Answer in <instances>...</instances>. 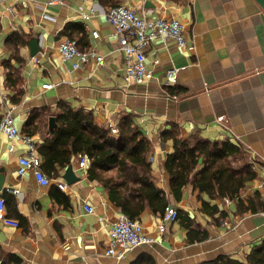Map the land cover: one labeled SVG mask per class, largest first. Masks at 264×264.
<instances>
[{"label": "crops", "instance_id": "0c3cea01", "mask_svg": "<svg viewBox=\"0 0 264 264\" xmlns=\"http://www.w3.org/2000/svg\"><path fill=\"white\" fill-rule=\"evenodd\" d=\"M119 4L136 6L148 18H178L184 25L187 46L162 38L149 44L147 64L154 76L147 83H125V52L104 14L109 7L101 0L53 4L0 0V119L10 107L16 125L26 134L25 123L34 107L49 105L55 110L62 99L92 110L103 125L118 126L131 115L153 143V174L167 192L171 189L165 160L174 141L163 134L174 123L184 137L197 132L211 140H238L257 171L241 198L259 192L264 201V190L256 185L264 175V8L256 0H119ZM16 30L29 35L26 44H18L23 60L19 102L12 100L15 88L7 85V64L20 65L6 42ZM70 34L80 49L95 48L104 62L93 58L74 68L60 50ZM32 38L40 43L34 56ZM172 67L179 68L174 85L166 83ZM47 82L53 84L51 89L42 88ZM29 136L39 154L35 144L42 141L41 134ZM31 152L22 136L10 138L0 132V196L6 200V216L19 220L18 226L0 220V264H130L142 256L152 257L156 264H193L219 253L245 257L264 239V210L238 212L235 199H213L227 211L216 223L200 211L199 191L189 185L183 199L172 197L170 204L196 216L209 230L206 240L188 243L187 229L178 221L161 232L157 225L162 215L148 208L138 220L155 241L132 248L123 258L108 255L110 227L122 211L103 184L78 168L76 156L71 164L78 177L68 184V192L58 186L59 179L66 181L67 167L47 185L38 181L33 169L19 175V157ZM85 202L94 206V212L84 209Z\"/></svg>", "mask_w": 264, "mask_h": 264}, {"label": "trees", "instance_id": "16d2710c", "mask_svg": "<svg viewBox=\"0 0 264 264\" xmlns=\"http://www.w3.org/2000/svg\"><path fill=\"white\" fill-rule=\"evenodd\" d=\"M101 1L108 7L119 4V0ZM28 36L16 30L6 39L13 48L14 57L20 61L18 66L7 64V85L15 88L12 96L14 102L21 100L23 92V60L17 53L18 44H26ZM70 37L75 38L74 35ZM50 116H56L57 121L52 129L49 127ZM117 127L119 133H112L110 125L96 121L92 110L83 106L74 107L62 99L55 110L49 105L34 107L25 123L24 132L28 135L41 134L42 141L35 145L43 159L42 169L50 177L58 176L60 170L72 163L73 157L87 155L89 177L99 180L112 202L132 219H139L148 208L163 215L172 197L175 201H181L189 185L199 191L202 201L200 211L216 223L227 216V211L221 209L217 202H212L213 199H235L238 212L264 210V201L259 192L248 197V200L241 198L245 187L256 178L257 171L247 150L238 140H211L197 132L184 137L174 123L163 134L174 141V148L165 160L171 189L167 192L153 174L151 139L131 115L123 117ZM177 221L187 229L186 240L190 244L204 241L210 236L209 230L196 216L183 208H178ZM130 264L156 262L152 257L142 256ZM193 264H264V239L254 244L245 257L235 252L219 253Z\"/></svg>", "mask_w": 264, "mask_h": 264}, {"label": "built area", "instance_id": "2783aa9c", "mask_svg": "<svg viewBox=\"0 0 264 264\" xmlns=\"http://www.w3.org/2000/svg\"><path fill=\"white\" fill-rule=\"evenodd\" d=\"M57 0H50V3H56ZM104 14L108 21L115 28V33L119 37L120 49L125 52L124 79L127 85L149 82L153 76V70L147 64V48L156 38H162L165 41L172 39L178 46H187L184 25L178 18L164 19L161 17L148 18L138 12L136 6L127 4H118L104 9ZM94 36L98 31L93 32ZM60 50L63 58L71 60L74 68H81L85 63L95 58L99 63L104 62V56L99 55L95 48L80 49L78 40L67 37L60 43ZM179 68L172 67L167 71V84L177 83ZM52 83H44L43 89H51ZM221 120L224 117L220 118ZM0 132L6 133L10 138L22 136L31 146L32 152L28 155L19 157L18 174L23 175L29 169H33L39 182L47 185L51 182V177L42 169V157L35 152L33 141L28 134H23L14 118L13 111L8 107L3 118L0 119ZM112 133H119L117 126H111ZM154 160V156H150ZM78 168L88 171L89 159L87 155H80L78 159ZM258 188L264 190V175L257 180ZM58 186L68 192V183L63 179L58 180ZM256 186V187H257ZM229 201V198H225ZM84 209L88 212H94L92 204L85 202ZM178 219V208L172 204L168 205L162 215L161 221L157 225L161 232H164L168 223L175 222ZM0 220L14 226L19 225V220L6 216V200L0 196ZM155 236L144 229V225L138 219H132L128 215L121 213L119 218L114 220L110 227L109 247L106 249L108 255L123 258L132 248L153 243Z\"/></svg>", "mask_w": 264, "mask_h": 264}, {"label": "water", "instance_id": "95a60500", "mask_svg": "<svg viewBox=\"0 0 264 264\" xmlns=\"http://www.w3.org/2000/svg\"><path fill=\"white\" fill-rule=\"evenodd\" d=\"M263 8H264V0H256ZM30 47H31V53L32 55H36L39 51L40 48V43H39V39L37 38H32L29 42ZM57 121H56V116H50L49 118V127L50 129H52L54 126H56ZM64 179L66 180V182L72 183L74 181L77 180V174L74 170V165L70 164L69 166H67L66 170H65V174H64Z\"/></svg>", "mask_w": 264, "mask_h": 264}]
</instances>
